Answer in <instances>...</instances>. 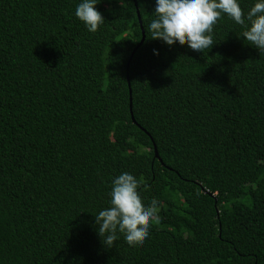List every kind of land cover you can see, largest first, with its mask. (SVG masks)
Segmentation results:
<instances>
[{
  "label": "trees",
  "instance_id": "1",
  "mask_svg": "<svg viewBox=\"0 0 264 264\" xmlns=\"http://www.w3.org/2000/svg\"><path fill=\"white\" fill-rule=\"evenodd\" d=\"M78 2L0 0V264H264V52L226 15L209 50L154 40V0H98L88 32ZM121 172L160 220L109 248Z\"/></svg>",
  "mask_w": 264,
  "mask_h": 264
},
{
  "label": "clouds",
  "instance_id": "2",
  "mask_svg": "<svg viewBox=\"0 0 264 264\" xmlns=\"http://www.w3.org/2000/svg\"><path fill=\"white\" fill-rule=\"evenodd\" d=\"M98 0H79L74 16L88 32H96L104 19L95 5ZM148 31L152 39L165 45L184 43L201 52L213 45V26L222 15L243 27L241 38L264 52V0H253L245 13L240 0H154ZM155 54V50H154ZM138 179L129 172L112 178L108 193V206L94 217L95 231L103 246L111 248L120 235L130 247L142 245L149 236L153 223H158L155 197L145 203L140 194Z\"/></svg>",
  "mask_w": 264,
  "mask_h": 264
},
{
  "label": "water",
  "instance_id": "3",
  "mask_svg": "<svg viewBox=\"0 0 264 264\" xmlns=\"http://www.w3.org/2000/svg\"><path fill=\"white\" fill-rule=\"evenodd\" d=\"M134 2V5L136 7V2L135 0H133ZM136 14H137V19H138V22H139V26H140V29H141V38H140V41L138 42V44L133 48V50L131 51L130 55H129V58L127 60V63H126V67H125V70H126V74L128 72V67H129V62L134 54V52L136 51V49L143 43L144 41V31L141 27V21H140V16H139V12H138V9H136ZM127 85H128V93H129V108H131V91H130V88H129V81H128V77H127ZM131 110V109H130ZM131 120L133 121V123H135L134 121V118L133 116H131ZM143 130V129H142ZM144 131V130H143ZM153 148H154V157L157 158V152H156V149H155V146L153 144Z\"/></svg>",
  "mask_w": 264,
  "mask_h": 264
}]
</instances>
